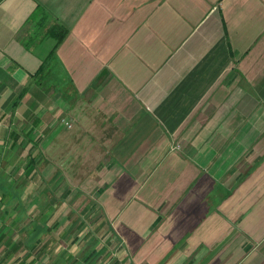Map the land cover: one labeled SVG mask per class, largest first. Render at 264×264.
<instances>
[{"label": "crops", "instance_id": "1", "mask_svg": "<svg viewBox=\"0 0 264 264\" xmlns=\"http://www.w3.org/2000/svg\"><path fill=\"white\" fill-rule=\"evenodd\" d=\"M6 149L55 264H264V0H0Z\"/></svg>", "mask_w": 264, "mask_h": 264}, {"label": "rangeland", "instance_id": "2", "mask_svg": "<svg viewBox=\"0 0 264 264\" xmlns=\"http://www.w3.org/2000/svg\"><path fill=\"white\" fill-rule=\"evenodd\" d=\"M71 125V124H69ZM72 126V125H71ZM70 127V126H69ZM19 151H21V153H23L24 151V147L23 146H18L17 148ZM7 149L4 152V157H1L0 159V177H2L3 179L0 180V217L4 214H11V213H21L22 215H27L29 212L34 211L32 214L33 215H37L38 213V206H39V201L42 200L41 194L42 192L45 190H42V186H43V181H42V177L40 174L37 175V178L35 181H33V183L35 184L36 190H33L32 193L30 195H27L28 193H26V195H24L25 198V203H19L20 201V197L23 194L22 189H14L13 187H9L8 188V184L2 183V182H9V174H8V170L10 169V167H25L28 163H29V159H25V158H17V159H9L8 157H5L7 155ZM39 165H41V163H39L38 169H39ZM27 179V178H26ZM25 177L24 178H19V176H16V180L17 181V185L22 187L25 184ZM18 187V188H19ZM41 192V194L39 195V193ZM57 193L58 191L55 190L54 194L57 197ZM14 197V198H12ZM38 198V199H36ZM37 200L38 203H37ZM12 202H15L14 205ZM17 202V203H16ZM16 204V205H15ZM15 207V210L13 209ZM71 208V207H70ZM70 208H67L65 205L64 210L60 209V207L57 209V212L59 214H61L62 211H65V213L67 214V212H70ZM14 210V211H13ZM41 211V210H40ZM5 218L7 219L8 216H5ZM98 219L102 220L101 217H97ZM25 220L22 221H14L9 222V220H7L6 222H3L0 220V264H8L10 261H12L13 256H12V252L8 249V247H12L11 244L14 242V237L16 236V250L20 249V254L18 259L20 260V264H45L48 262H50V264H55L57 261H59V259H55L52 258V256L50 255V251L56 246L58 247L59 245H62V241H60L59 237V231L62 230L64 231V228L67 227V223L64 222L62 226H60L57 230L52 229L53 225H56V222H49V228H51L52 230L48 231V234H45V231H42L40 227V223L35 222V224H33V227L31 226L32 232L29 231L28 232H21V233H16L14 231H10V229H16V231L19 230H24L27 229L26 227L24 228L25 225H27V221L26 219L28 218H24ZM12 221V220H11ZM99 222V221H98ZM44 223V222H41ZM91 223V224H90ZM90 223H87L86 226L84 228L87 227V230H89L90 228L92 229V226L95 225L94 222L90 221ZM58 224V222H57ZM90 224V225H89ZM44 225H47V223H44ZM98 225V224H96ZM43 228V227H42ZM105 228V227H104ZM28 234V235H27ZM28 238L31 239L30 242H28ZM87 238V236H86ZM28 239V240H27ZM27 240V246H29V243L34 244V249L31 248L30 246V250L32 249L33 251H31L30 253H32L34 255L33 259L30 261H26L24 260V255L22 253V250H25L26 247L24 244L25 241ZM29 250V249H28ZM27 254H25L26 256ZM49 257V258H48ZM67 257V256H66ZM104 256H102L99 260L100 261H104ZM110 257V255H108L106 258L108 259ZM49 259V260H48ZM83 259V258H81ZM99 261V262H100Z\"/></svg>", "mask_w": 264, "mask_h": 264}, {"label": "built area", "instance_id": "3", "mask_svg": "<svg viewBox=\"0 0 264 264\" xmlns=\"http://www.w3.org/2000/svg\"><path fill=\"white\" fill-rule=\"evenodd\" d=\"M71 127V125H69Z\"/></svg>", "mask_w": 264, "mask_h": 264}]
</instances>
